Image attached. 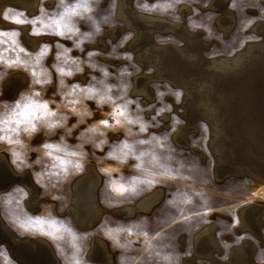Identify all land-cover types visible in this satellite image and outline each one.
I'll list each match as a JSON object with an SVG mask.
<instances>
[{
  "label": "rangeland",
  "instance_id": "rangeland-1",
  "mask_svg": "<svg viewBox=\"0 0 264 264\" xmlns=\"http://www.w3.org/2000/svg\"><path fill=\"white\" fill-rule=\"evenodd\" d=\"M117 1L38 0L37 9L32 14L13 5L4 8L3 16L7 15V20L12 24L0 26V31H18L15 38L30 54L27 57L30 63L28 71L24 68L5 69L0 64V71L7 73L5 79L11 71H23L28 76L27 82L13 97L3 95L2 82L5 79L0 80V113L10 109L23 94L39 92L40 95L34 96V99L47 101L49 109L56 115L45 121H36L35 131H24L21 126L19 131L8 133L12 137L11 142L0 139V150L7 155L15 169L28 170L42 198L38 208L31 210L24 201L28 194L24 187L13 183L1 189L0 211L3 218L18 235L46 238L61 264H101L99 260L87 256L90 241L95 237L107 243L113 264H230L232 250L243 243L244 247L249 244L248 248H253L250 249V255L253 254L251 263L256 261V264H264V184L256 183L244 173H238V176L237 172L232 174L227 167L219 171V162L216 164L208 144V124L196 109L194 111L197 113L193 111L196 115H188L190 109L187 106L184 108L182 104V84L142 76L146 72L150 75L153 69L151 64H139L130 56L133 53L124 44L131 29L123 28L114 38L108 33L116 26L123 25L115 14ZM221 1L132 0V5L136 10L148 15H160L192 33H198L204 42L203 54L206 58H213L228 56L244 46L245 42L260 41L262 35L257 23L264 24V0ZM144 4L155 10L149 11L140 6ZM166 6L167 10L162 11ZM218 13H222V16ZM61 14L72 27V32L64 36L56 34L50 27L52 21L59 19ZM227 14L229 19L225 21L223 19ZM16 18H25L28 22L16 23ZM21 24L27 26L28 34L44 37L37 47L32 49L22 42ZM223 25L225 28L221 27ZM251 26L254 28L251 29ZM34 28L37 34H32ZM199 28L201 31L195 30ZM161 29L154 30L153 40L157 43H184L180 33L170 28ZM98 39L105 40V47H101L102 41ZM45 45L48 46L47 52L37 62L40 50ZM65 49L66 54L58 60L57 53ZM89 52L93 54L89 56ZM7 55L16 54L8 52ZM20 55L24 56L23 53ZM53 65L62 67L64 74ZM33 67L38 73H43L39 78L45 83L34 82L35 78L31 75ZM69 71L71 75L66 74ZM134 75L145 77L143 82H147L153 90L152 99H144L139 92L133 93L131 83ZM73 85L78 86L75 91H71ZM89 86L92 92L82 91ZM176 93H179L178 97ZM109 96L111 99H108ZM101 97L105 99L101 101ZM129 101L125 115L116 114L115 120H111L115 105ZM162 106L164 111L156 115L157 109ZM187 118L191 121L188 122ZM104 120L109 121L107 125L101 123ZM116 120L120 123L117 124ZM141 122L145 125V131H140ZM180 127L186 135L183 143L171 137L173 129L177 132ZM140 140L146 142L141 144ZM46 143L59 147L45 148ZM68 150L78 155H70ZM55 157L79 162L82 167L77 170L73 163L67 166L65 172L54 160ZM226 161L227 158L223 162ZM54 162L58 164L56 168L52 167ZM89 162L101 174L97 188L98 201L107 209L135 204L160 188L162 196L149 211L137 210L132 215L122 216L107 210L95 225L81 228L70 214L62 211L71 197L74 179L85 171ZM146 181L154 183L148 184ZM252 205L256 206L254 210L251 209ZM242 209H251L252 215L256 213L261 221L258 230L250 227L248 220L242 226ZM36 217L45 218V231H48L52 221H56L55 229L62 238H52L32 227H28V230L21 227ZM59 222H63L71 231L62 228ZM205 226L212 228L219 245L213 251L212 258L195 254L194 251L192 238ZM0 252L3 253L0 264H18L1 244Z\"/></svg>",
  "mask_w": 264,
  "mask_h": 264
},
{
  "label": "bare ground",
  "instance_id": "bare-ground-1",
  "mask_svg": "<svg viewBox=\"0 0 264 264\" xmlns=\"http://www.w3.org/2000/svg\"><path fill=\"white\" fill-rule=\"evenodd\" d=\"M217 1L220 2L221 0ZM7 5L16 6L17 8L23 9L27 14H32L37 9L38 0H0V26L2 27L10 26L12 24L11 21L3 16V10ZM186 10L188 9L186 8ZM222 13H220L221 15L218 13V15L222 16ZM115 14L122 20L123 23H121V25H123L119 27L116 26L113 31H108V33L114 38L123 28L129 27L131 29V34H126L127 37L124 44L125 46L130 47L131 52L133 53V55L130 54V56H132L139 64H151L153 69L150 72V75L146 72V74H143L142 76L165 79L168 82H171V84H182V104L184 103V108L187 106L188 110L190 109L188 115H194L195 113L193 114V111L196 109L199 111L198 113L202 119L206 120L209 129L208 144L213 152L212 154L216 158V164L219 162V171L221 172L227 167L229 168L227 170L231 173L235 172L236 174L237 172V176L238 173H244L251 176L256 183L264 184V24L257 23V25L255 23L262 35L261 40L259 39L260 41L245 42L246 44L244 43V46L228 56L216 55L217 57L206 58L202 52V45L204 43L202 41L203 39H201L198 33L195 34L194 32L195 30L199 31L200 28L193 30L194 33H192V31L185 29L181 25L174 24L177 22L172 23L173 21L171 22L165 17L160 15H148L140 10H136L132 5V0H118ZM227 16L228 14L223 20L226 21L228 18ZM231 19L233 20V18ZM183 26H185V24ZM252 26L251 29L254 28ZM221 27H224V25ZM158 28H164V30L170 28L176 31L177 34L180 33L181 37H183L184 43L180 45L173 43H157L153 40V34L154 30H157ZM20 30V38L29 48L33 49L37 47L40 41L44 38L43 36L28 34L27 26L24 24L20 25ZM229 30H227V34ZM222 31L223 33L226 32L224 30ZM104 38L105 37H103V39ZM103 39H100L102 41L101 47H105L107 44ZM207 43L210 44L208 41ZM138 76L134 75V77H132L133 82L131 84L133 85V93L136 94L139 92V95L141 93L142 97L148 100L153 96V90L147 85V82H143L145 77L142 78ZM80 77L84 78L83 75ZM27 80L28 76L25 72L11 71V74L6 77L4 82H2L3 95L13 97L17 90L21 88ZM187 81L189 83H186ZM183 83L188 85H183ZM0 95L2 96L1 93ZM170 100L171 99H169V101ZM184 112L187 113V111ZM167 117L168 116H166V118ZM164 125L162 124V126ZM189 126L190 125L187 127ZM193 126L195 125L193 124ZM173 132L174 133H171L173 134L171 137L173 136L175 141L179 143L186 141V135H184L185 130L183 128L180 127L177 132ZM225 158L228 159V162H223ZM86 166L85 171L83 170L84 172L74 179L72 183L71 197L62 211L70 214L74 222L81 228H90L95 225L100 219L102 213L107 210L122 216L132 215L137 210L149 211L162 196L161 188L159 187L160 189H156L147 194L135 204H126L107 209L98 201L97 188L101 182V174L94 167L93 163L89 162ZM212 170L214 173V169ZM214 174L216 176V173ZM219 177L221 176L219 175ZM13 183H17L27 190L28 194L24 199L25 204L29 209L36 210L39 202L42 200L38 195V186L33 182L27 169H15L7 155L0 150V190L7 188ZM255 207L256 206H253V208H251L248 206V208L253 210ZM251 209H242L240 213L242 226L243 223L245 224V221L248 220L251 223V225L249 224L250 227H254L258 230V224L261 221H259V217L256 213L255 215H252ZM238 226L240 227L239 224ZM193 239L195 254H204L212 258L214 256L212 255L213 251L219 248L218 241L216 242V238H214L212 228L210 227L206 228L205 226V228L202 229V231H199L192 240ZM91 240V245L89 244L91 247L88 246L89 251H87V256L90 259L99 260L101 264H113V258L107 248V243L100 237H95ZM0 244L7 249L9 255L14 258L18 264H61L58 256L54 252L52 244L46 238L18 235L7 224L1 211ZM243 244L237 247L235 246L236 248L234 247L233 250L231 249L232 256L229 261L230 264L253 263H251V256L253 254L250 255V249L253 250V248H248L249 244L247 247H244ZM192 255L194 256V253ZM253 264H256V261Z\"/></svg>",
  "mask_w": 264,
  "mask_h": 264
},
{
  "label": "snow or ice",
  "instance_id": "snow-or-ice-1",
  "mask_svg": "<svg viewBox=\"0 0 264 264\" xmlns=\"http://www.w3.org/2000/svg\"><path fill=\"white\" fill-rule=\"evenodd\" d=\"M141 7H144L146 10L153 11L155 10L153 8H149L147 4L140 5ZM170 6V5H167ZM167 6L162 9V11L167 10ZM88 8L85 6V11H87ZM67 11V10H66ZM75 14V13H73ZM5 18L7 19V15H5ZM35 19V18H33ZM16 23H25L28 22L25 18H16ZM50 27L53 28V30L56 32V34L60 36H64L67 33L72 32V27L69 23L65 22L64 15L61 14L59 19H55L52 21V24ZM32 34H37L36 29H33ZM18 36V31L13 30L11 33H6L0 31V64L4 65L5 69H11V68H24L26 71L29 70V59L27 57L30 56L26 52V50L19 45L18 40L15 38ZM7 38V39H6ZM8 45H11V47H8ZM79 47V44L76 45ZM48 49V46L45 45L41 50L37 57V62L39 61V57H42L46 54ZM12 52L15 53V56H8L7 53ZM67 52V49H65L63 52L57 53V59L59 60L61 55H65ZM23 53L24 56L22 57L20 54ZM93 53L89 52V56H91ZM53 67L57 68V71L64 74V69L62 67H58L57 65H53ZM82 71V69H78ZM6 71H0V80L4 78L6 75ZM43 73H38L33 67L31 69V75L35 78L34 82L36 84H43L46 81L43 79H40L39 77ZM68 75H71L72 72L69 71L66 73ZM77 85H73L71 91H75L77 89ZM82 91H88L92 92L93 89L91 86H89L87 89H82ZM39 92H35L33 94H23L19 100H17L14 105L7 109L5 112L0 113V139H7L9 142L12 141V137L8 135V133L13 131H19L21 126H23L24 131H35L36 130V121H45L49 117H54L56 115L55 112L51 111L48 107L47 101H38L34 99V96H39ZM158 95H162L161 93H158ZM177 97L179 96V93H176ZM105 97H101V101H103ZM108 99H111L109 96ZM129 102H125V104H116L114 107V111L110 116L111 120H115L116 114L125 115V108ZM164 111V106L157 109L156 115H159L160 112ZM153 119H155V116H153ZM108 120L101 121L102 124L107 125ZM178 122V121H176ZM116 123L119 124L120 122L116 120ZM129 123H132V121H129ZM145 125L143 122H141L140 125V131H145ZM174 131V129H173ZM167 136L165 135V139ZM159 139V138H156ZM145 140H140L139 143L144 144ZM162 146V145H161ZM45 148L49 147H59L54 146L50 144H45ZM127 147V145H125ZM70 155H78L77 152L68 150ZM48 155H51V153H48ZM55 161H58L59 167H61L65 172L67 171V166L70 164H73L74 162L71 160H66L62 157H55ZM57 163H53L52 167L56 168L58 166ZM74 167L79 170L82 166L79 164V162L74 163ZM40 175V174H38ZM148 184L154 183L153 181H146ZM50 219V218H49ZM45 223V218L36 217L34 220H30L27 225H21L25 230H28V227H32L33 229L39 230L42 234L48 235L55 239H60L62 236L58 232V230L55 229L56 221H52L49 224L48 231H45L43 225ZM62 228H65L68 231H71L70 228H68L67 225H65L63 222H59ZM3 253L0 252V257H2Z\"/></svg>",
  "mask_w": 264,
  "mask_h": 264
}]
</instances>
